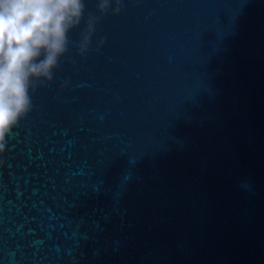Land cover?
<instances>
[{
  "label": "water",
  "instance_id": "obj_1",
  "mask_svg": "<svg viewBox=\"0 0 264 264\" xmlns=\"http://www.w3.org/2000/svg\"><path fill=\"white\" fill-rule=\"evenodd\" d=\"M83 2L0 153V264H264V0Z\"/></svg>",
  "mask_w": 264,
  "mask_h": 264
},
{
  "label": "clouds",
  "instance_id": "obj_2",
  "mask_svg": "<svg viewBox=\"0 0 264 264\" xmlns=\"http://www.w3.org/2000/svg\"><path fill=\"white\" fill-rule=\"evenodd\" d=\"M100 13H118L121 0H98ZM83 0H0V153L6 137L32 109L38 82L51 81L53 69L68 51V33L80 25ZM94 17L80 41L87 51Z\"/></svg>",
  "mask_w": 264,
  "mask_h": 264
}]
</instances>
